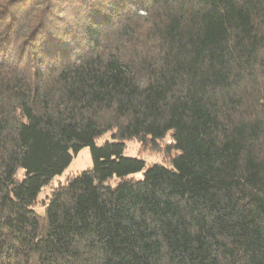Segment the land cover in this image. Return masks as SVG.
Returning <instances> with one entry per match:
<instances>
[{"label":"trees","instance_id":"16d2710c","mask_svg":"<svg viewBox=\"0 0 264 264\" xmlns=\"http://www.w3.org/2000/svg\"><path fill=\"white\" fill-rule=\"evenodd\" d=\"M0 264H264V0H0Z\"/></svg>","mask_w":264,"mask_h":264},{"label":"rangeland","instance_id":"374dc122","mask_svg":"<svg viewBox=\"0 0 264 264\" xmlns=\"http://www.w3.org/2000/svg\"><path fill=\"white\" fill-rule=\"evenodd\" d=\"M106 139H110L109 133L103 135L100 137L96 143L101 144ZM124 156H130V157H140L142 158L146 165L155 163V162H162V158L158 153L146 150L142 151L140 150L139 143L135 141L134 139L126 140L125 141V147L123 151ZM92 165V160L90 156V148L88 146L83 147L71 160L69 165L64 169V171L56 175L53 180L51 186H45L39 193V197H43L46 194H48L52 188L53 185H55L57 182L63 181L66 175L70 173H76L77 171L83 170L85 168H88ZM132 176L135 179H139L142 177V173L136 172L132 174ZM116 178H113L112 181H115ZM37 210L42 211L40 207L37 208Z\"/></svg>","mask_w":264,"mask_h":264}]
</instances>
